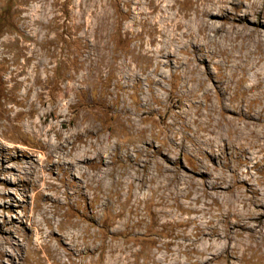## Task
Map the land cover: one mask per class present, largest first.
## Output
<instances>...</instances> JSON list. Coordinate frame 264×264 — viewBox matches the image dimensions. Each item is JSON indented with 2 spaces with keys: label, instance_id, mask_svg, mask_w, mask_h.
<instances>
[{
  "label": "rangeland",
  "instance_id": "rangeland-1",
  "mask_svg": "<svg viewBox=\"0 0 264 264\" xmlns=\"http://www.w3.org/2000/svg\"><path fill=\"white\" fill-rule=\"evenodd\" d=\"M0 264H264V0H0Z\"/></svg>",
  "mask_w": 264,
  "mask_h": 264
}]
</instances>
